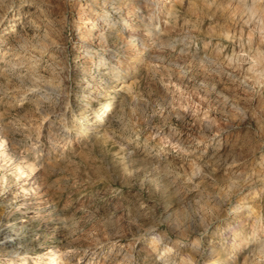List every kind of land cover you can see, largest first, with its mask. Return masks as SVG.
<instances>
[{"label": "rangeland", "instance_id": "374dc122", "mask_svg": "<svg viewBox=\"0 0 264 264\" xmlns=\"http://www.w3.org/2000/svg\"><path fill=\"white\" fill-rule=\"evenodd\" d=\"M263 2L0 0V125L37 163L25 194L0 166V264L49 247L61 264H264Z\"/></svg>", "mask_w": 264, "mask_h": 264}, {"label": "bare ground", "instance_id": "6f19581e", "mask_svg": "<svg viewBox=\"0 0 264 264\" xmlns=\"http://www.w3.org/2000/svg\"><path fill=\"white\" fill-rule=\"evenodd\" d=\"M168 1L169 0H163V5ZM252 6H253V4H252ZM252 6H250L251 7L250 9L253 11L256 8H259V7H257V5H256V7H255V5H254V7H252ZM169 8L172 9L171 6ZM260 8H261L262 12L264 13V4L262 7L260 6ZM170 9H169V11H170ZM127 12H128V10H127ZM85 19L88 22V25L86 26L87 28L85 29L86 33H87L86 37L90 40H92L93 38H97L100 40H106V36L104 34L105 30L103 28L105 26L106 22H102L100 25L97 26L95 24L96 18H94L90 15H87L85 17ZM258 26H260V25H258ZM262 27H264V26H262ZM92 29H94L93 32H87L88 30H92ZM123 35L126 36V39H127L126 43L127 44H131L133 41L132 39L135 38V34L133 33L132 28L130 27V25L128 23L124 24ZM43 46H44V44L39 45L40 48H42ZM260 53L261 52H259V54ZM261 56H263V54ZM27 57H29V56H27ZM30 57L33 58V55L31 54ZM109 57H114L116 59V61L112 65H108L106 71L109 73H114L115 76L120 78V82H119L120 86L117 88L118 91L123 89V88L126 89V87H129V85L132 82L131 80L130 81H128V80L130 78L129 73L133 70V68L123 64L122 60L119 59V57H116L114 55H110ZM36 58H37V56L33 60L37 61ZM107 58L108 57L102 53L99 56V58L97 59L95 67L98 68L100 65L106 64ZM18 62H20L19 59H18ZM18 62H16V63H18ZM47 94H48L47 91H40L39 95H38L39 100H41L43 97H47L48 96ZM116 106H117L116 100H109V102L106 101V102H103L101 104L96 105L93 112L81 115V119H83V121L85 122L84 127L86 129H89L95 125L98 126V124H100L102 122V120L106 119L103 116H108L110 118L111 112L113 111V108H115ZM7 139H8V137L6 135V132L4 131V129L0 125V161H2L0 166L3 167L5 169V171L11 170L10 172L15 179L13 183L18 184V187H21L20 188L21 194L28 193L31 189V182H32V179H29V178L31 177V174L35 173L34 171L37 168V165H36L37 163L28 159L26 157V155H18L17 152L14 151L15 150V149H13L14 147L12 148L10 146V143L8 142ZM168 140H169V142H171V138H168ZM29 148L32 149V151H35L34 147L30 146ZM1 177H2L1 180H3L5 178V175L2 174ZM27 185H29V186H27ZM59 251L60 250L58 248L49 247L48 249L43 251L42 255L39 257L40 259L38 260V262H40V264H61L62 253ZM194 251L196 252L197 250H194ZM118 252H119V250L115 251L116 254ZM47 259H50V260L47 261ZM190 259H191V257H190Z\"/></svg>", "mask_w": 264, "mask_h": 264}]
</instances>
